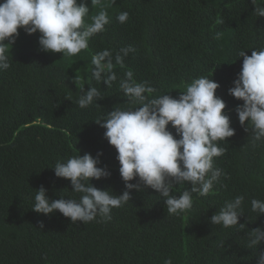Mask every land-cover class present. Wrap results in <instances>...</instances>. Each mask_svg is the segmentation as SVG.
<instances>
[{
  "label": "trees",
  "instance_id": "obj_1",
  "mask_svg": "<svg viewBox=\"0 0 264 264\" xmlns=\"http://www.w3.org/2000/svg\"><path fill=\"white\" fill-rule=\"evenodd\" d=\"M90 8L91 17L103 7L110 23L75 56L42 51L39 32L19 30L8 55L11 66L0 71V264H257L247 248L248 233L264 228V214L251 211V200H264V139L245 131L235 108L242 104L229 94L245 50L264 47V17H257L251 0H102ZM129 12L126 23L117 15ZM223 20V23H218ZM128 45L136 51L116 65L117 80L108 87L92 78V56L108 49L115 56ZM131 70L137 82L148 81L152 96L178 97L195 78L207 76L219 83L216 95L226 102L235 134L220 141L224 155L215 166L227 173L207 196L193 193V206L170 215L164 199L151 187L131 190L132 200L112 210V219L87 224L71 222L56 211L45 215L32 209L43 185L51 199L79 198L70 180L54 174L57 161L102 152L107 178L90 182L113 194H122L117 151L95 120L114 108L135 107L119 87ZM76 81L77 83L75 84ZM93 86L103 98L80 108L81 92ZM169 128L173 133L175 129ZM136 183L134 179L131 181ZM177 185L172 194L189 188ZM244 196L245 214L239 226L213 225L210 217L226 201ZM69 196V197H68ZM264 250V243L258 251Z\"/></svg>",
  "mask_w": 264,
  "mask_h": 264
},
{
  "label": "clouds",
  "instance_id": "obj_2",
  "mask_svg": "<svg viewBox=\"0 0 264 264\" xmlns=\"http://www.w3.org/2000/svg\"><path fill=\"white\" fill-rule=\"evenodd\" d=\"M251 3L255 5L256 16L264 17V0ZM91 4L101 5L102 0H91ZM89 12L87 0H0V71L11 66L9 45L12 48L20 29L29 35L39 32L40 50L45 52L75 56L87 49L90 39L105 31L110 23L108 12L102 7L91 17L92 23L87 24L85 17ZM116 18L119 23H126L129 12L121 11ZM252 49L251 55L245 50L239 52L242 66L228 92L243 101L235 108L239 122L245 131L251 129L253 138L259 141L264 139V47ZM135 51L128 45L115 56L108 49L95 53L91 60L92 78L111 87L117 80L115 66L124 67V58ZM124 75L119 87L136 106L114 108L106 118L95 121L105 129L104 137L117 151L125 190L117 195L94 186L92 179L107 178L111 171L106 165L101 166L102 152L95 157L90 153L79 154L54 165L55 176L70 180L71 191L80 194L79 198L51 199L41 185L34 197V211L45 215L59 211L73 223L87 224L98 216L109 221L114 208L132 200L131 190L142 192L151 187L165 198L168 214L180 215L193 206V193L207 196L222 176L227 178V173L215 166L214 158L224 155L226 149L219 142L232 137L235 129L230 126V116L223 111L226 102L216 95L219 83L212 76H201L187 84L178 97L167 93L152 96L156 89L148 81L137 82L131 70ZM80 92L76 103L82 109L98 103L104 96L93 86L88 89L82 86ZM134 179L136 183L131 182ZM182 184L190 187L173 195L174 188ZM243 203V195L226 201L210 217V222L243 229L244 223H239L245 214ZM251 211L257 216L264 214V200L252 199ZM248 236L247 248L255 251L257 264H264V250L258 251V246L264 243V228H253ZM164 264H173L172 258H167Z\"/></svg>",
  "mask_w": 264,
  "mask_h": 264
},
{
  "label": "rangeland",
  "instance_id": "obj_3",
  "mask_svg": "<svg viewBox=\"0 0 264 264\" xmlns=\"http://www.w3.org/2000/svg\"><path fill=\"white\" fill-rule=\"evenodd\" d=\"M199 196H201V195H198L197 197H199Z\"/></svg>",
  "mask_w": 264,
  "mask_h": 264
}]
</instances>
